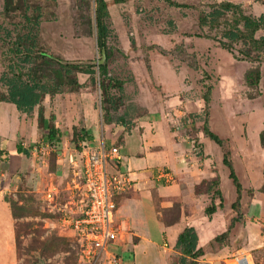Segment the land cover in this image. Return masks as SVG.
Masks as SVG:
<instances>
[{
    "label": "rangeland",
    "instance_id": "obj_1",
    "mask_svg": "<svg viewBox=\"0 0 264 264\" xmlns=\"http://www.w3.org/2000/svg\"><path fill=\"white\" fill-rule=\"evenodd\" d=\"M106 1L110 4L107 48L111 53L106 62V83L111 85L112 95L122 96L120 109L112 112L111 117L118 123L125 118L130 128L133 121L145 114L165 118L177 137L187 136L199 142L207 120L210 129L228 142L237 175L242 180V219L232 226L227 246L209 244L225 233L238 215L232 209L236 190L220 160L226 209L209 218L205 209L211 204L210 199L202 209L192 208V213L183 203L181 217L184 213L192 216L186 225L194 224L191 227L198 232L200 247L205 249V256L199 260L201 264H226L228 258L240 251L251 254L255 263L264 264V208H256L258 204L264 205V195L258 193L264 183V52L258 62L245 61L239 53L241 45L228 52L217 41L195 36L203 31L220 37V30H200L198 26L199 10H207L212 3L231 1L256 17L264 13V6L256 0H172L198 7V10H186L171 7L162 0H128L121 4L117 0ZM87 3L85 0H23L17 10L7 14L5 0H0V77L16 61L10 48L19 35L28 32L26 17L34 21L38 14L41 16L36 38L39 49L61 61L101 60L94 0ZM261 36L264 31L257 34L258 38ZM177 47L181 50L172 54ZM254 71L261 75L258 86L247 81ZM73 77L79 84L76 90L47 95L29 115H22L10 104L7 105L10 110L0 108V151L6 149L11 153L10 158L0 159V264H85L74 234L61 227L58 212L44 200L43 192L53 183L60 191L59 203L65 202L71 176L68 153L82 146L84 133L100 140L102 128L108 126L107 130L113 131L117 123L105 124L98 72L94 76L75 73ZM119 82L123 86L122 95L114 85ZM206 85L212 86L208 117L203 101ZM6 92L0 83V95ZM39 108L44 110L45 119H54V125L62 131L60 144H50L46 130L38 128ZM74 133H79L80 139L73 140ZM207 142L204 145L217 148L209 149L213 156L222 155L214 142L208 139ZM37 145L49 148L33 155ZM18 146L29 155L17 154ZM250 162L263 171L258 190L248 185L246 165ZM155 200L159 218L166 216L167 221H178L180 195L166 198L157 195ZM164 203H167L165 207ZM116 204L115 198V207ZM148 226L159 246L144 243L134 257L129 256L127 248L137 239H129L125 232L128 246L123 247L125 252H119L123 264H167L163 261L160 228L150 210ZM183 228L184 225L178 226L171 233H179ZM171 255L167 257L178 260V253Z\"/></svg>",
    "mask_w": 264,
    "mask_h": 264
},
{
    "label": "trees",
    "instance_id": "obj_2",
    "mask_svg": "<svg viewBox=\"0 0 264 264\" xmlns=\"http://www.w3.org/2000/svg\"><path fill=\"white\" fill-rule=\"evenodd\" d=\"M86 4L87 3V0ZM89 1V0H88ZM128 0H117L116 2L121 4ZM169 6L174 8H181L186 10H198V7L188 4H179L172 0H162ZM23 0H5L4 10L7 14L18 9L19 3L22 4ZM264 6V0H256ZM95 5V23L97 33V45L101 50H106L108 62L111 58V53L107 48V40L110 36L109 28V6L110 4L106 0H94ZM198 26L200 30L209 28L210 30H220L221 35L217 37L215 35H209L201 32L202 34L195 35L198 38H205L217 41L222 49L232 52L236 46L241 45L239 50L242 60L250 62H258L260 55L264 52V36L257 37V34L264 31V13L256 17L251 14H246L241 5L235 4L231 1H222L219 3H212L207 10H199ZM29 22L28 32L24 35H19L10 48L12 57L16 60L14 64L9 66V71L2 74L0 77V83L7 89L5 95H0V102L12 104L23 115H29L34 111L36 107H40L42 100L47 96H55L62 94L66 89L69 91L76 90L79 87L78 82L73 75L75 73L96 75L97 72L101 78V90H102V109L104 112L105 124L110 125L117 123L119 126L127 128V132L130 133L129 127L125 118L120 119L118 123L111 117L112 112H117L122 104V96L116 98L111 94L110 84L106 83L108 78V65H64L61 63L58 57H50L47 52L38 48L36 38L38 36V28L40 25L41 16L36 15L34 21L29 17H26ZM180 47L172 53L179 52ZM162 55H166L165 52H161ZM103 78V79H102ZM261 79L259 71H254L247 76L248 84L251 86H258ZM111 81V79L109 78ZM116 89L122 95L123 86L122 83H115ZM205 93L203 101L205 103V113L209 116V106L212 98V86H205ZM54 118V117H53ZM54 120V119H53ZM53 120H46L44 117V110L39 108L38 111V128L46 130V139L50 144H60L62 142L63 133L53 123ZM203 135L205 138L214 142L222 151V164L227 168L229 172V179L235 187L237 199L232 204V209L238 214L236 218L232 219L229 229L216 236L210 245L214 243L227 246L230 237V231L235 222L242 219L241 212V197H242V184L237 175L233 160L231 158V149L227 145L228 142L223 140L218 134L213 132L206 120L203 124ZM85 137L83 142L90 139L87 133H84ZM80 139V134L74 133L73 140ZM40 144V143H39ZM82 150L80 147L78 152ZM17 154L29 155L27 150L18 146L16 150ZM5 156V157H4ZM11 153L6 149L0 151V159L4 161V158H10ZM8 162V161H7ZM215 176L209 181H203L199 186L195 188L196 194L209 196L211 204L206 207L205 214L211 218L224 208V196L219 188L220 177L218 172L214 171ZM201 191V193H199ZM260 192L264 194V183L260 189ZM217 200L219 201L218 203ZM182 202V200H181ZM179 205L180 216L178 221H167V217L160 218L165 227H170L181 222V211L184 209L183 202ZM159 212V210H158ZM173 250L178 253L179 258L174 264H201L200 259L206 254L205 249L200 247L199 234L194 227L186 225L181 233L178 235ZM119 257H121L119 255ZM123 261V260H122ZM257 264V263H256Z\"/></svg>",
    "mask_w": 264,
    "mask_h": 264
},
{
    "label": "crops",
    "instance_id": "obj_3",
    "mask_svg": "<svg viewBox=\"0 0 264 264\" xmlns=\"http://www.w3.org/2000/svg\"><path fill=\"white\" fill-rule=\"evenodd\" d=\"M7 105L8 103L0 102V108L9 109L10 107ZM133 123L130 133L118 124H116V128L113 131H108V126L100 131V140H103L107 147L115 145L120 148L122 155L121 170L129 172L135 182L131 190L115 197L117 204L114 209L113 225L116 228H123L128 233L129 239H137L136 243L127 248L130 253L129 256L134 257V254L138 253L140 246L144 243L156 247L159 246V243L153 240L154 236L148 226L150 210L153 217L157 219V225L160 228L163 253L165 255L163 261L167 264H174V259L171 257L169 259L167 256L175 252L173 247L178 235L184 228L179 233L177 231L171 232L178 226L184 225L185 227L188 221H192V216L184 213L179 224L165 227L159 218L155 197L159 195V197L166 198L167 196L180 195L190 213H192V208L196 209L201 206L202 209L204 202L209 199V196L196 194L195 188L203 181L211 180L215 176L214 171L216 170L220 177L219 188L225 199L222 190L223 176L219 165V160L222 162V155L216 158L210 153V150L214 151L213 149L216 150L217 148L213 145H204V142L209 144L204 135H202L200 142L187 136L177 137L169 121L165 118L156 119L145 114L137 118ZM135 132H137L136 136ZM86 133L90 136L88 141L91 145L97 147L100 140H97L95 135ZM163 168L171 172L172 182H166L164 179L159 178V170ZM246 168L248 170L247 179L250 188H260L263 182L262 168L260 171L257 170V167L251 162L246 165ZM240 181L242 184V180ZM258 193L262 196L264 195L260 190ZM119 197L121 199L120 202ZM243 198L244 189L242 190L241 204ZM190 203L191 205L189 206ZM226 203L225 199L223 209H226ZM165 204L167 203L163 204L164 207ZM192 205L194 206L191 207ZM257 207L264 208V205L260 206L258 204L256 205ZM193 225V223L190 224V226ZM169 239L172 240L171 243ZM127 244L126 239L113 242L109 247L110 252L119 256V252L126 251V249L123 250V247H126Z\"/></svg>",
    "mask_w": 264,
    "mask_h": 264
},
{
    "label": "built area",
    "instance_id": "obj_4",
    "mask_svg": "<svg viewBox=\"0 0 264 264\" xmlns=\"http://www.w3.org/2000/svg\"><path fill=\"white\" fill-rule=\"evenodd\" d=\"M82 150L71 151L67 160L71 170L67 183L68 197L59 203V188L51 184L43 192L44 200L59 214L61 227L70 230L76 238L81 259L85 264H123L122 258L110 252L113 242L124 241V229L115 228L114 198L132 189L131 174L121 170L122 155L118 146L107 147L100 140L97 147L89 141ZM48 145H37L33 155L43 153ZM160 179L172 182L171 172L159 170ZM226 264H256L252 255L242 251L225 261Z\"/></svg>",
    "mask_w": 264,
    "mask_h": 264
},
{
    "label": "water",
    "instance_id": "obj_5",
    "mask_svg": "<svg viewBox=\"0 0 264 264\" xmlns=\"http://www.w3.org/2000/svg\"><path fill=\"white\" fill-rule=\"evenodd\" d=\"M106 59H107V54L106 50L102 51V59L97 61V62H67V61H61L62 64L64 65H85V64H91V65H105L106 64Z\"/></svg>",
    "mask_w": 264,
    "mask_h": 264
}]
</instances>
